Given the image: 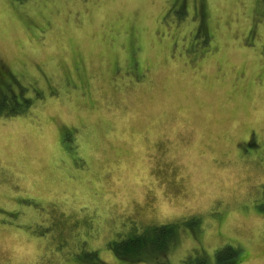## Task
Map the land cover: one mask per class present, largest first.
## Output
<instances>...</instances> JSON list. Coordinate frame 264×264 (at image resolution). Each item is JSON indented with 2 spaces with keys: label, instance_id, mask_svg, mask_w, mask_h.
Instances as JSON below:
<instances>
[{
  "label": "rangeland",
  "instance_id": "1",
  "mask_svg": "<svg viewBox=\"0 0 264 264\" xmlns=\"http://www.w3.org/2000/svg\"><path fill=\"white\" fill-rule=\"evenodd\" d=\"M0 264H264V0H0Z\"/></svg>",
  "mask_w": 264,
  "mask_h": 264
},
{
  "label": "trees",
  "instance_id": "2",
  "mask_svg": "<svg viewBox=\"0 0 264 264\" xmlns=\"http://www.w3.org/2000/svg\"><path fill=\"white\" fill-rule=\"evenodd\" d=\"M174 230L168 228L167 225L160 227L149 228L141 234H135L127 239L125 243L118 245L116 251L119 255L126 256L123 260L140 261L143 257L149 255H162L166 249L168 250L169 244L173 240ZM127 250H132L131 253L126 254L123 252V247ZM234 258V254L227 256ZM126 260V261H127Z\"/></svg>",
  "mask_w": 264,
  "mask_h": 264
}]
</instances>
